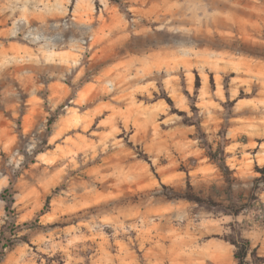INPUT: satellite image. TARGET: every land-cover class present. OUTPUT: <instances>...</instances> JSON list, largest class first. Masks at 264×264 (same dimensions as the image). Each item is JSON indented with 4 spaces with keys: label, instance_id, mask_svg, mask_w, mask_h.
<instances>
[{
    "label": "rangeland",
    "instance_id": "1",
    "mask_svg": "<svg viewBox=\"0 0 264 264\" xmlns=\"http://www.w3.org/2000/svg\"><path fill=\"white\" fill-rule=\"evenodd\" d=\"M221 144L240 201L264 166V0H0V264H241L243 238L264 264Z\"/></svg>",
    "mask_w": 264,
    "mask_h": 264
},
{
    "label": "trees",
    "instance_id": "2",
    "mask_svg": "<svg viewBox=\"0 0 264 264\" xmlns=\"http://www.w3.org/2000/svg\"><path fill=\"white\" fill-rule=\"evenodd\" d=\"M209 154L212 158L217 160L220 168L224 171V173L227 172L228 175V182H229V192H230V210L233 215L238 216L241 213L245 211H255L257 212V220L258 223L264 226V201H262L257 194V188H258V182L264 181V166L258 167L257 171L261 174L260 177L256 179V184L253 188L252 193L248 197L241 196L240 201H236L234 199L233 193H232V178L230 177L229 167L226 163V156H225V149L224 146L221 144L216 150L211 149L209 151ZM221 156V157H219ZM190 189H192V185L189 183ZM186 198L188 200L197 201V202H207L212 203V200H207L200 195L194 193L192 190L187 192ZM4 232H2V235L0 237V248H6L8 246V242H3L4 240ZM231 242L236 246L237 251L235 253L236 258L239 259L241 264H246L247 256L251 250V241L247 238L239 239V240H231Z\"/></svg>",
    "mask_w": 264,
    "mask_h": 264
}]
</instances>
